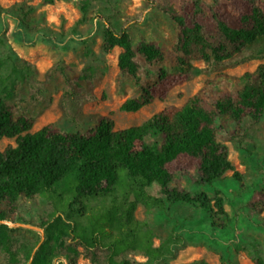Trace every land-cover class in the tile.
<instances>
[{
  "label": "trees",
  "instance_id": "obj_1",
  "mask_svg": "<svg viewBox=\"0 0 264 264\" xmlns=\"http://www.w3.org/2000/svg\"><path fill=\"white\" fill-rule=\"evenodd\" d=\"M48 4L56 0H45ZM232 9L217 5L211 16L186 7L170 14L178 25L177 52L182 56L178 63L182 71L170 74L158 70L157 81L142 90L140 98L126 100L121 111L136 113L155 100L164 102L175 88L191 80V59L202 60L205 65H215L218 70L236 69L253 60H263L264 51L253 49L257 38L264 35V2L261 0H231ZM153 4L147 0L146 9ZM2 8L0 6V13ZM81 23L87 20V4H81ZM105 25L102 49L109 54L116 48L118 67L123 77L138 79V57L148 65L158 64L162 50L154 43L134 44L128 27L141 23L139 14L128 18L121 28L112 23V15L98 13ZM31 67V66H30ZM183 69H187L183 71ZM65 89L61 106L65 119L75 127L83 121L84 108L104 101L95 93L100 84L96 69L86 67L74 76L64 74ZM226 86L213 80L192 97L182 108H165L140 126L116 130L110 116H102L85 132L56 130L52 125L31 132L34 121L15 109L5 99H0V142L15 139L0 151V201L6 208L15 210L17 202L34 201L37 197L54 191L56 185L71 181L75 196L69 210L50 209L39 227L44 235L32 231L20 232L5 224L0 225V264H170L160 260L159 249L137 244V234L142 222L135 217L141 201L150 202L156 194L157 205L182 204L205 211L213 227L227 228V213L221 197L211 198L206 192L191 195L171 186L177 173L188 176L196 171L199 184L212 186L226 172L234 171L229 150L219 141L224 138L245 149L241 126L246 120L254 126L264 117V64L239 80L218 76ZM232 80L234 83H229ZM35 102L42 101V85L29 81ZM218 119H223L216 128ZM238 128L227 130V124ZM124 170L132 183L121 201H113L108 211L86 216L90 229L73 216L74 204L82 198L113 194L119 183V171ZM234 176L239 177L235 172ZM156 190H155V189ZM133 192L135 200L129 201ZM264 206V189L257 192ZM50 207V205H49ZM0 213V219L4 220ZM111 240L104 242V236ZM138 257L151 258L153 262L139 261ZM176 264H207L194 260ZM238 264V263H236ZM254 264H264L256 258Z\"/></svg>",
  "mask_w": 264,
  "mask_h": 264
},
{
  "label": "rangeland",
  "instance_id": "obj_2",
  "mask_svg": "<svg viewBox=\"0 0 264 264\" xmlns=\"http://www.w3.org/2000/svg\"><path fill=\"white\" fill-rule=\"evenodd\" d=\"M149 1L153 7L148 10L147 0H56L53 4L45 0H0V99L9 102L16 115L24 114L33 119L31 132L48 125L60 131L85 132L102 116H110L115 121V129L122 130L142 125L165 108H182L210 81L218 80V90L223 89L226 82L218 76L239 80L264 64V59L253 60L236 69L220 71L215 65L207 67L202 60L191 59V80L175 87L164 102L155 100L136 113L121 111L126 100L140 98L142 90L157 81L158 70L170 74L182 71L178 63L182 55L177 52L179 27L170 14L194 7L211 16V9L218 4L233 11L231 0ZM83 2L87 4V20L81 23ZM98 13L112 15V23L118 29L128 18L143 14L141 23L128 27L129 33L135 45L141 42L157 45L164 54L163 60L148 65L138 57V79L123 77L118 67L120 50L116 48L107 54L102 49L105 25L97 17ZM252 47L264 51V35L258 37ZM86 67L97 70L101 81L95 93L99 98L104 95L105 100L87 105L83 121L75 127L65 119L61 106L64 74L74 76ZM30 80L42 85V101L38 103L29 89ZM232 80L227 81L234 83ZM222 120H217V129ZM249 123L247 119L241 128L234 123L227 124L229 131L241 129L245 149L219 132V141L228 147L234 171L226 172L208 187L199 184L196 171L188 176L177 173L171 184L191 195L206 192L211 198L221 197L227 213L226 230L213 227L209 215L198 207L157 205L158 196L151 193V201L147 204L141 201L135 213L136 219L143 224L137 234L139 247L151 245L159 249L160 260L170 264L200 259L207 264H254L256 258L264 260V206H260L257 196V192L264 189V117L254 126ZM9 145L15 146V139H3L0 151ZM119 179L113 194L75 202L74 219L87 226V215L91 217L108 211L114 200L121 201L132 182L124 170L119 171ZM70 184L71 181L66 180L34 201L17 202L15 210H9L5 202L0 201V213L5 218L0 221L11 222V225L5 224L11 229L43 236L44 229L39 224L45 213L54 208L61 212L69 210L75 196ZM127 198L133 201L135 194L130 192ZM87 227L89 230L90 222ZM110 240L108 235L104 236L105 243ZM137 260L153 262L146 257ZM80 264L90 263L81 259Z\"/></svg>",
  "mask_w": 264,
  "mask_h": 264
},
{
  "label": "water",
  "instance_id": "obj_3",
  "mask_svg": "<svg viewBox=\"0 0 264 264\" xmlns=\"http://www.w3.org/2000/svg\"><path fill=\"white\" fill-rule=\"evenodd\" d=\"M0 224H6V225H11V222H5V221H0Z\"/></svg>",
  "mask_w": 264,
  "mask_h": 264
}]
</instances>
